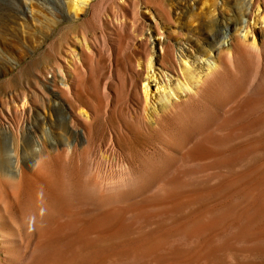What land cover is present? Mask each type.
<instances>
[{"label":"bare ground","instance_id":"1","mask_svg":"<svg viewBox=\"0 0 264 264\" xmlns=\"http://www.w3.org/2000/svg\"><path fill=\"white\" fill-rule=\"evenodd\" d=\"M64 1L56 2L60 11H73L76 16L89 6V0ZM243 1L232 0L242 9ZM261 5L264 0H250L243 9L251 32L250 21L258 24L264 19ZM92 7L96 18L99 7ZM171 12L168 19L175 24ZM215 14L219 19L212 20ZM233 15L236 18L227 21L231 30L241 21L236 8ZM225 16L218 0L189 4V22L197 24L196 30L216 29L214 63L186 97L168 99L153 111L151 122L142 111L138 113L145 129H157L161 138L154 156H148L147 150V155L135 154L127 140L136 138L133 130L138 127L119 124L106 144L113 160L91 157L89 149L100 125L96 123L118 108L104 94L107 85L99 90L96 83L86 84L74 48L53 67L52 79L47 78L53 84L43 106L54 120L38 110L35 122H30L34 110L29 93L12 95V107L0 113V120L13 118L12 124L0 122V236L9 249L6 261L0 255V264H79L76 255L81 253H88L82 264H139L145 257L158 263L161 251L169 252L174 264H189V244H195V260L202 264H227L230 256L264 255V162L227 173L264 150V140L231 142L234 134L254 127L241 124H264V39L256 43L249 41V31L243 36L233 31L225 45L221 42ZM141 43L147 76L141 77L142 62L134 60V73L140 78L135 85L131 75L129 89L134 97L138 89L144 102L141 89L148 95L152 51L148 37ZM161 45L159 60L167 67L166 59L175 48L173 35ZM1 52L6 66L22 59ZM103 52L111 71H117L120 53ZM82 55L85 60L94 57L86 46ZM241 74L261 82L244 90ZM214 108L222 112L217 114ZM211 120L215 124H207ZM189 177H204L212 184L189 195ZM195 200L200 207L193 217L189 203ZM175 214L176 220L161 224ZM17 233L29 242V250L11 246L20 237L11 239L10 234Z\"/></svg>","mask_w":264,"mask_h":264},{"label":"rangeland","instance_id":"2","mask_svg":"<svg viewBox=\"0 0 264 264\" xmlns=\"http://www.w3.org/2000/svg\"><path fill=\"white\" fill-rule=\"evenodd\" d=\"M57 1L60 0H0V113L12 107L14 93L27 91L34 110L29 121L35 122L38 110L43 116L54 120V114L43 106L47 98L46 91L53 84L47 78L52 79L53 67L57 63H62L64 56L70 55V48H74L81 60L79 70L85 73L86 84L96 83L99 90H103L107 85L106 92L103 93L114 99V104L118 108L114 115L96 123L100 125H97L93 145L89 149L91 157L98 160H113L112 155L106 151V144L110 132L119 124L138 127L133 130L136 138L127 140L128 146L135 154L147 155L144 152L147 150L150 151L148 156H154L161 144L158 130H146L145 123L137 115L142 111L151 122L152 112L160 110L166 100H179L196 88L199 76L214 63L213 38L216 29L206 28L204 31H199L196 30V23L189 22V4H194L195 0H89L87 11H81L79 16L73 11L61 12V6L57 5ZM249 2L250 0L243 1V9L248 8ZM96 4L99 11L94 18L92 5ZM200 5L198 3L196 7ZM218 5L226 15L222 18L221 27L224 33L221 42L225 45L228 43L227 35L233 31L242 36L249 31V41L255 40L256 43L264 39V19L258 24L250 21L253 28L251 32V29L247 30L248 19L243 15L241 4L237 5L232 0H218ZM235 8L239 11L241 21L231 30L227 26V21L236 18L233 15ZM259 11L263 15L264 6L261 5ZM168 12H171V16L175 18V24L169 21ZM216 19H219L218 14L212 17V20ZM169 34L173 35L175 48L166 59V67L159 60V56L163 52L161 43ZM146 37L149 38L152 63L149 70L150 77L147 80L148 95H144L141 89L143 102L138 95V89L136 98L130 93L129 87L131 75L134 76L135 85L140 78L138 73H134L136 72L133 66L134 60L138 59L142 62L138 68L144 71L141 77L147 76L141 43ZM85 46L92 50L94 55L92 60L84 59L82 48ZM3 49L8 56H21L22 59L19 63L6 66L3 63L4 53L1 52ZM105 49H116L120 53L117 71H111L108 55L103 52ZM247 77L242 74L240 77L245 84L244 90L254 89L261 82L258 79L252 82V77L250 80H247ZM87 105L84 100L83 108L86 109ZM214 109L217 114L222 112ZM140 115L142 116V113ZM12 121V117L0 120L2 124H12ZM207 124H215V121L211 120ZM241 125L254 127L243 133L234 134L231 138L232 144L244 145L249 141L264 140V124ZM259 162H264V150L254 154L234 169L227 170V173L242 172L250 166L260 164ZM202 178L201 181L189 177V187H187L189 195L203 192L208 184H212ZM196 202V200L193 202L194 205L192 202L189 203V216L194 217L197 208L200 207V203L196 204ZM80 215L88 217L86 214ZM175 216H166L161 224L168 225L179 217L178 214ZM12 221L16 225V220ZM18 233L10 234L11 239L20 237V240H14L11 246L15 250L25 252L30 248L29 242ZM8 250L4 238L0 236V255L5 261ZM195 253V244H189V264H202L195 260ZM87 255L88 253L76 255L78 263L82 264L84 256ZM171 257L169 252L161 251L158 263L153 262L151 257H145L139 264H174ZM228 263L264 264V255L230 256Z\"/></svg>","mask_w":264,"mask_h":264}]
</instances>
